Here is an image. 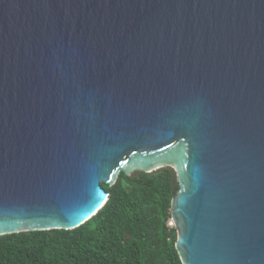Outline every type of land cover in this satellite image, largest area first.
I'll return each mask as SVG.
<instances>
[{"label":"water","instance_id":"95a60500","mask_svg":"<svg viewBox=\"0 0 264 264\" xmlns=\"http://www.w3.org/2000/svg\"><path fill=\"white\" fill-rule=\"evenodd\" d=\"M166 165L181 264H264V0H0V235Z\"/></svg>","mask_w":264,"mask_h":264},{"label":"trees","instance_id":"16d2710c","mask_svg":"<svg viewBox=\"0 0 264 264\" xmlns=\"http://www.w3.org/2000/svg\"><path fill=\"white\" fill-rule=\"evenodd\" d=\"M100 184L108 199L80 226L0 235V264H181L169 224L179 188L173 167Z\"/></svg>","mask_w":264,"mask_h":264},{"label":"rangeland","instance_id":"374dc122","mask_svg":"<svg viewBox=\"0 0 264 264\" xmlns=\"http://www.w3.org/2000/svg\"><path fill=\"white\" fill-rule=\"evenodd\" d=\"M169 224L171 225V224H172V222H169Z\"/></svg>","mask_w":264,"mask_h":264}]
</instances>
